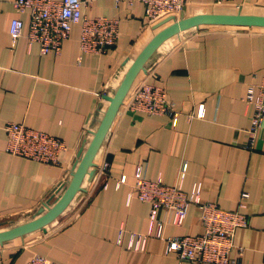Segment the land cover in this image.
Returning <instances> with one entry per match:
<instances>
[{"label":"crops","instance_id":"1","mask_svg":"<svg viewBox=\"0 0 264 264\" xmlns=\"http://www.w3.org/2000/svg\"><path fill=\"white\" fill-rule=\"evenodd\" d=\"M13 1L0 0V225L7 228L28 222L65 187L79 151L104 117L109 105L104 96L113 95L134 53L157 33L138 0H81L82 15L118 20L116 45L106 53H84L79 25H73L59 55H41L26 37L28 13L17 12ZM210 6L211 0H187L185 13ZM225 6L263 15L257 10L264 11V0ZM13 18L24 23L15 43L9 35ZM189 32L155 52L135 80L164 88L178 113L176 125L166 115L135 111L125 102L127 94L92 177L86 176L66 209L43 229L1 245L2 264H24L35 254L55 264H188L152 235L150 205L134 194L138 168L148 180L179 184L187 193L199 187L202 202L243 212L248 226L236 231L230 257L238 264H264V125L248 149L253 106L245 100L248 87L264 74V28L213 25ZM8 122L61 139L67 148L61 162L48 166L9 155ZM104 162L108 169L100 174ZM183 163L187 170L179 181ZM199 217L195 205L181 223L165 210L158 214L166 237L201 234ZM131 233L142 235L136 248L129 246Z\"/></svg>","mask_w":264,"mask_h":264},{"label":"built area","instance_id":"2","mask_svg":"<svg viewBox=\"0 0 264 264\" xmlns=\"http://www.w3.org/2000/svg\"><path fill=\"white\" fill-rule=\"evenodd\" d=\"M145 7L146 22L154 25L162 19L185 13L187 0H138ZM233 0H211V6H225ZM14 9L19 13H28V30L26 37L39 47L41 55L53 53L59 55L63 44L69 39L73 25H79V48L84 53H106L118 41V20L106 17L89 18L82 15L81 0H14ZM24 23L13 18L9 25L12 43L22 35ZM245 100L252 104L253 114L248 128L246 147L252 149L256 133L264 125V74L257 85L249 86ZM127 104L149 115H166L176 125L178 113L168 100L164 88L152 85L146 80L135 85L128 96ZM204 115L199 107L197 117ZM7 135L6 152L15 157L36 161L48 166L58 165L67 148L65 143L42 131L28 128L20 123L8 122L4 125ZM108 169L106 162L99 167V173ZM187 164L179 170L178 180L186 174ZM134 194L136 198L150 205L149 229L152 235L165 242L166 252L173 253L179 261L188 264H238L230 257L234 248L235 233L248 226L247 216L240 210L227 211L212 202L200 200L199 187L187 193L179 184L165 185L161 181L145 178L140 168L135 172ZM247 195L244 193L242 198ZM195 205L200 210V223L203 232L191 236L166 237V222L158 218L159 211L172 214L173 221L181 223L188 208ZM123 231L119 232L118 244L121 243ZM142 235L131 233L130 244L136 248ZM0 251V264H2ZM24 264H55L44 256H30Z\"/></svg>","mask_w":264,"mask_h":264},{"label":"water","instance_id":"3","mask_svg":"<svg viewBox=\"0 0 264 264\" xmlns=\"http://www.w3.org/2000/svg\"><path fill=\"white\" fill-rule=\"evenodd\" d=\"M242 26L264 28V15L244 13L242 11L225 10L202 12L187 16L181 13L179 17L169 16L153 25L152 29L158 31L142 48L130 66L123 73L119 85L113 96H104L109 102L104 117L93 133L86 150L81 149L75 162L68 183L62 188L61 194L55 199H50L43 207L38 209L35 215L26 223L0 230V246L4 243L18 239L31 232L43 229L47 224L57 218L70 204L75 195L81 190L86 176L92 177L95 167V156L115 119L116 113L122 104L129 89L138 74L144 70L146 62L158 50V48L173 36L200 26ZM80 158V159H79Z\"/></svg>","mask_w":264,"mask_h":264},{"label":"rangeland","instance_id":"4","mask_svg":"<svg viewBox=\"0 0 264 264\" xmlns=\"http://www.w3.org/2000/svg\"><path fill=\"white\" fill-rule=\"evenodd\" d=\"M231 9H233L234 11H237V10H239V11H242V12H244V13H248V12H253V11H255V10H252V9H247V10H243V9H239V8H229V7H226V6H210L208 9H206V10H204V11H209V12H212V11H214V10H217V11H225V10H231ZM257 13H261V14H263L264 15V11H259V10H257ZM185 15H187L186 13H185ZM187 16H190V15H187ZM195 29V28H194ZM190 30H187V31H185V32H182L181 34H179L180 35V37L181 36H184V35H186V34H188V33H190L189 32ZM192 31H194V30H192ZM175 38H177L176 36L174 37V38H171V39H168L167 41H165L163 44H162V46L160 47V48H158V50L156 51V53H155V55L157 54V53H159V51L161 50V49H163V47H166V46H168L170 43H172L173 41H174V39ZM154 55V56H155ZM153 56V57H154ZM153 58H151V60H152ZM150 60H148L147 62H146V64L149 62ZM127 64H129V63H127ZM145 64V65H146ZM145 67V66H144ZM136 79H137V77H136ZM135 79V80H136ZM136 82V83H135ZM140 81H134V84H133V86H132V88L135 86V85H137L138 83H139ZM131 91V90H130ZM130 93V92H129ZM129 93H128V96H129ZM128 96H127V98H126V100H125V102L127 101V99H128ZM60 190V189H59ZM59 190H57V192H55L54 194H53V197L51 198L52 200L53 199H55V197L58 195V192H59ZM7 226L8 225H0V230H2V229H6L7 228Z\"/></svg>","mask_w":264,"mask_h":264},{"label":"bare ground","instance_id":"5","mask_svg":"<svg viewBox=\"0 0 264 264\" xmlns=\"http://www.w3.org/2000/svg\"><path fill=\"white\" fill-rule=\"evenodd\" d=\"M248 13H251V14H252V12H248ZM163 28H164V26L158 28L157 30H154L153 33L158 32V31H160V30L163 29ZM151 35H152V34H150L149 37H148L147 39H149V38L151 37ZM178 35H179V34H178ZM178 35H177V36H178ZM173 37H175V36H173ZM173 37H172V38H173ZM147 39H146L144 42L141 43V45L139 46V49H141V47L147 42ZM170 39H171V38H170ZM161 46H162V45H161ZM161 46H160V47H161ZM160 47H159V48H160ZM136 56H137V54L134 53V55H133L131 61H130L129 64H128V67H129L130 64L133 62V60L136 58ZM128 67H127V68H128ZM118 85H119V83H118ZM132 85H133V84H132ZM131 87H132V86H131ZM116 89H117V88H116ZM116 89H115V91H116ZM130 89H131V88H130ZM130 89H129V91H130ZM115 91H114V93H115ZM129 91H128V92H129ZM114 93H113V94H114ZM127 94H128V93H127ZM111 96H113V95H111ZM107 103L109 104L108 101H107ZM93 133H94V132H93ZM93 133L91 134V139H92ZM91 139H90V140H91ZM104 139H105V138H104ZM89 142H90V141H89ZM88 144H89V143H88ZM87 146H88V145H87ZM86 148H87V147H86ZM85 150H86V149H85ZM85 150H84V151H85ZM84 151H83V152H84ZM99 154H100V148H99V150H98V152H97V154H96V156H95L94 161L97 159V157L99 156ZM79 159H80V158H79ZM63 188H64V187H63ZM61 192H62V188H61V190L58 192V195H57L56 197H58V196L61 194ZM56 197H55V198H56Z\"/></svg>","mask_w":264,"mask_h":264}]
</instances>
